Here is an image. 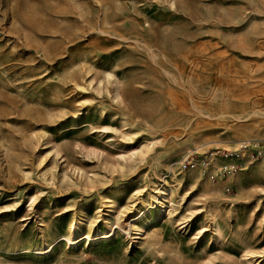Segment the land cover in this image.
Returning a JSON list of instances; mask_svg holds the SVG:
<instances>
[{
	"label": "rangeland",
	"instance_id": "374dc122",
	"mask_svg": "<svg viewBox=\"0 0 264 264\" xmlns=\"http://www.w3.org/2000/svg\"><path fill=\"white\" fill-rule=\"evenodd\" d=\"M122 114L162 143L119 168L132 146ZM188 137L198 145L180 148ZM253 140L264 145V0H0V264H243L244 246L264 249V157L216 181L180 162ZM176 161L197 175V187L177 186L179 212L199 211L180 225L179 212L156 218L168 252L138 244L109 200L134 203ZM207 203L221 205L225 240L212 237ZM77 219L109 236L69 238Z\"/></svg>",
	"mask_w": 264,
	"mask_h": 264
},
{
	"label": "bare ground",
	"instance_id": "6f19581e",
	"mask_svg": "<svg viewBox=\"0 0 264 264\" xmlns=\"http://www.w3.org/2000/svg\"><path fill=\"white\" fill-rule=\"evenodd\" d=\"M253 33H256L253 31ZM181 46H175L174 54L178 57H184L188 60L190 58V50L183 51ZM186 59V60H187ZM108 82L113 74L112 72H108ZM119 85L115 84V95L117 98H120V93L118 91ZM257 113L254 110L247 111L243 115L234 116V118L240 122L246 121L251 115ZM101 117H109L108 112L105 108H101L100 110ZM219 116H227L223 112L218 114ZM233 116V115H232ZM231 116V117H232ZM111 117V116H110ZM120 119L123 123V137L127 140L132 146L127 149L126 153L118 155L116 167L124 168L129 164V162L133 161H144L148 157L152 155L155 151L156 146L161 144L160 140H156L151 136V133L146 128L137 129L138 122L135 120H131L127 115L122 114ZM102 129V128H100ZM243 133V132H242ZM244 134V133H243ZM200 138L188 137L187 139L180 142L182 147H189L190 145H198ZM136 143V144H135ZM91 153L97 154L100 152L99 148L95 146L85 147ZM84 148V149H85ZM227 148V147H223ZM87 151V153H88ZM264 160V159H263ZM260 161L259 163H264V161ZM181 163V162H180ZM177 165L179 162H174L170 166V177L163 178V176H158L156 179L151 180L150 184L146 185L143 188L138 189L135 193L136 200L134 203L129 205H124L118 209L114 210L116 199L109 200L111 202V211H115L117 220L115 223H120L123 217H128L132 219L131 226L132 229L135 230V238L137 239L138 244H142L148 240L157 239L158 241L164 242L165 238H163V231L161 227L155 223L156 218H161L163 214H167L170 217V220L175 219V216L179 214V217L176 219L177 224H182L184 222H190L198 213L199 208H195L190 210L188 213L183 214L179 212L181 207V199H184L185 196H182L180 199L177 198V186H183L185 183H189L192 187H197V175L196 174H183L179 172L177 169ZM79 169V168H78ZM130 182L129 184H131ZM215 187V185H214ZM211 188L212 185H211ZM261 191L264 194V189L261 188ZM132 195V194H131ZM134 195V194H133ZM107 201V200H106ZM207 211L210 213V221L212 224L213 236L216 240L222 239L225 240L227 238V232L224 228L222 221L220 220L221 214V205L216 204L212 206L211 204H206ZM177 212H179L177 214ZM103 222L106 226L112 224V219L110 217L103 218ZM98 221L97 218L89 219L88 226L92 230L95 228V223ZM175 221V222H176ZM123 222V221H122ZM121 222V223H122ZM81 222L77 220H73L68 226V233L66 235L69 238H73L78 234L87 233V238L89 240V245L92 240H96L98 238L108 237L109 234H105L102 236H95L94 233H91V230L84 231L81 227ZM98 225V223H97ZM122 225V224H120ZM126 225V224H125ZM108 228V227H107ZM113 228V227H112ZM208 227H203V229H207ZM203 229H200L198 232L201 234ZM132 230V231H133ZM103 232L99 230L98 234H102ZM127 234V233H126ZM59 235H63V233H59ZM165 235V234H164ZM77 237V236H76ZM165 239V240H164ZM71 244L75 243L73 241H69ZM165 243L166 250L168 252L176 249V244H174V240H168ZM264 249H257L253 245H246L242 249V263L243 264H264ZM207 260V259H206Z\"/></svg>",
	"mask_w": 264,
	"mask_h": 264
},
{
	"label": "built area",
	"instance_id": "2783aa9c",
	"mask_svg": "<svg viewBox=\"0 0 264 264\" xmlns=\"http://www.w3.org/2000/svg\"><path fill=\"white\" fill-rule=\"evenodd\" d=\"M263 157L264 145L261 141H243L215 151H188L182 157L181 168L196 170L213 181L224 180ZM227 190L230 187L227 186Z\"/></svg>",
	"mask_w": 264,
	"mask_h": 264
}]
</instances>
